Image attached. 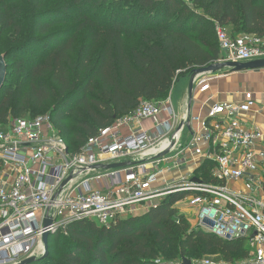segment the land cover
Masks as SVG:
<instances>
[{"label": "built area", "instance_id": "obj_1", "mask_svg": "<svg viewBox=\"0 0 264 264\" xmlns=\"http://www.w3.org/2000/svg\"><path fill=\"white\" fill-rule=\"evenodd\" d=\"M216 33L221 53L215 63L264 59V35L233 36L218 24ZM209 75L215 73L197 75L194 87L208 91ZM255 106L253 98L217 102L204 117L189 110L181 116L170 93L142 101L79 152L69 150L48 113L11 120L0 129V264L40 260L45 233L66 232L82 219L109 226L175 193H185L176 206L192 225L248 242L247 258L205 257L198 264H264V148L258 149L264 126L243 119ZM148 121L151 126L143 125ZM206 161L214 162L213 181L199 169ZM116 163L123 166L98 167ZM231 181H243L244 189L231 188Z\"/></svg>", "mask_w": 264, "mask_h": 264}, {"label": "trees", "instance_id": "obj_2", "mask_svg": "<svg viewBox=\"0 0 264 264\" xmlns=\"http://www.w3.org/2000/svg\"><path fill=\"white\" fill-rule=\"evenodd\" d=\"M36 1V9L24 11L16 0H0V38L13 32L4 52L8 75L0 91V129L27 112L40 115L53 97L48 114L71 152L81 151L89 137L142 101L166 99L177 77L215 63L221 53L217 24L228 30L239 26L236 33L229 30L233 36L264 35V0H191L198 14L189 13L191 6L179 0H56L47 8L44 0ZM69 19L87 31L80 42L68 28L53 29ZM201 23L206 30L198 32ZM139 32L140 43L128 50L124 37ZM75 46L77 57L72 55ZM213 166L206 161L199 168L208 181H213L208 172ZM184 196L171 194L156 208L109 226L75 221L66 232L49 237V248L61 237L64 247L34 263L159 264L161 253L174 244L181 255L197 247L220 249L226 261L248 255L247 240H226L192 225L176 206Z\"/></svg>", "mask_w": 264, "mask_h": 264}, {"label": "rangeland", "instance_id": "obj_3", "mask_svg": "<svg viewBox=\"0 0 264 264\" xmlns=\"http://www.w3.org/2000/svg\"><path fill=\"white\" fill-rule=\"evenodd\" d=\"M16 1H17L16 4H18L24 11L27 10L26 9L27 7L31 8L33 10H34V8L36 9V7L33 4V3L37 2L36 0H16ZM180 1L182 3H185V4L189 5V6H191L189 13L194 12V13L198 14L199 12H201L200 9L197 10L194 7V5L191 4V0H179V2ZM55 3H56V0H44L42 2V7L43 8H47L49 6L54 5ZM136 10H138V9H135L134 11H132V13L136 12ZM24 13H26V12H24ZM196 18L197 17L195 16L194 17V21L196 20ZM76 25H77V21H73V20L69 19L66 22L57 24L56 26L53 27V29H58V28H68V29H70L72 31V34L75 37L76 43H77V42H80L86 36L87 31H84V30L79 31L78 28L76 27ZM238 27L239 26H237V25L236 26H231V28H229V30L232 33H236L238 31ZM192 28H194V23H193V25H191L190 29H192ZM200 30H206V27H205L204 23H201L198 26V32ZM12 33H13L12 30H10V31H8L5 35H3L0 38V55L4 54V52L11 46ZM140 34L141 33L139 32V33L133 34L130 37H127V36L124 37L125 47L128 50L130 48H132V47L137 46L140 43V41H141V35ZM212 35H213L214 40L216 41L215 32H213ZM101 44L102 43L99 42V43H97L95 45V48H94V51H93L94 57L97 56V53L100 50ZM77 51H78V49L75 46V49H74L73 54H72L74 57H77ZM27 57H28V53H26V55H24V58H27ZM13 62L14 61L8 60V63H10L12 65H13ZM17 67H19V65H17ZM254 74L256 75L258 73H256L254 71ZM263 74L264 73L261 71L260 75H263ZM189 76H190L189 73H187L185 76H181L177 81H175V84H174V86H173V88L171 90L172 101H173L174 106H175V108L177 110H182L183 105H184L185 100H186V97L188 95ZM12 80H13V76L10 77V81H12ZM242 83L253 84L249 80H243L241 82V84ZM45 106H46L45 109L42 110L39 114H46V113L50 112V110L54 106L53 97H51L49 100H47L45 102ZM24 115L31 116V115H35V114H34V112H27ZM145 126L146 127L151 126V121L146 122ZM186 138H187V136H185L184 140H186ZM185 206L186 205H184V207ZM50 245L51 246H50L49 250L52 251V253L54 252L56 254L58 251H60L64 247L65 241H64L63 237H61V238L57 239L56 243H51ZM181 253H182V250L180 249L179 245L178 244H174L166 252H162L161 253L160 257L158 258V262H159V264H178V263H181L182 262ZM185 255H186L187 258L192 260L193 264H198L205 257H212L215 261L226 260V259H224L221 256L220 249H217V248L212 249L210 251L204 250L203 247H197L195 249L192 248L190 250H187ZM248 256H249V253H248L247 256H244V257H238L237 255H234V258L232 259V262L247 258Z\"/></svg>", "mask_w": 264, "mask_h": 264}, {"label": "crops", "instance_id": "obj_4", "mask_svg": "<svg viewBox=\"0 0 264 264\" xmlns=\"http://www.w3.org/2000/svg\"><path fill=\"white\" fill-rule=\"evenodd\" d=\"M254 71L258 74H254ZM264 68L255 70L231 71L225 70L209 75L214 77L210 81L208 91L200 90V87H194L193 101L189 105V91L182 110H177L179 114L184 115L188 110L192 116H206L209 108L217 102H242L247 98H253L256 101L255 108L243 115V119L249 126H264ZM190 79V76H189ZM243 80H249L253 84L242 83ZM189 87V85H188ZM146 122L143 124L145 125ZM138 124H136L137 126ZM264 148V138L258 144V149ZM233 189H244V182H228Z\"/></svg>", "mask_w": 264, "mask_h": 264}, {"label": "water", "instance_id": "obj_5", "mask_svg": "<svg viewBox=\"0 0 264 264\" xmlns=\"http://www.w3.org/2000/svg\"><path fill=\"white\" fill-rule=\"evenodd\" d=\"M264 68V59L262 60H255V61H249V62H217L210 64L209 66L202 67V68H196L193 70L192 74L190 75L189 79V105L191 106V103L193 101V92H194V79L199 74H206V73H217L220 71L225 70H231V71H242V70H255V69H262ZM8 75V64L6 62L5 54L0 55V91L3 88L6 78ZM123 166V163H116L108 166L104 165H98L100 168H114ZM197 180V178H194ZM46 225L51 224L50 220L45 221ZM49 233H45L43 240L45 244V254L40 259H45L49 255ZM37 260L34 257L28 258L24 261V264H32L36 262ZM178 264H193L192 260L187 258L184 254H182V262Z\"/></svg>", "mask_w": 264, "mask_h": 264}]
</instances>
